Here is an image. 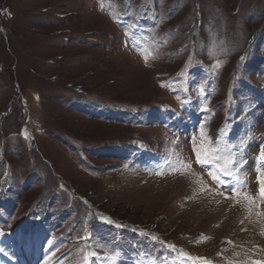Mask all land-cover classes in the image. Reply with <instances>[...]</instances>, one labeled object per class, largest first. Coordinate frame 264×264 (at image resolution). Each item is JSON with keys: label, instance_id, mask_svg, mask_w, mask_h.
Masks as SVG:
<instances>
[{"label": "rangeland", "instance_id": "1", "mask_svg": "<svg viewBox=\"0 0 264 264\" xmlns=\"http://www.w3.org/2000/svg\"><path fill=\"white\" fill-rule=\"evenodd\" d=\"M261 146L264 0H0V264H264Z\"/></svg>", "mask_w": 264, "mask_h": 264}, {"label": "snow or ice", "instance_id": "2", "mask_svg": "<svg viewBox=\"0 0 264 264\" xmlns=\"http://www.w3.org/2000/svg\"><path fill=\"white\" fill-rule=\"evenodd\" d=\"M218 149L211 148L210 151H206L204 155H201L200 152H197V162L201 164L208 163L209 159L215 158L214 154L217 152ZM260 157L261 159H264V146H261V152H260ZM182 164V162H181ZM176 170V169H174ZM210 175H213L212 173H209ZM225 174H228L227 171L225 170ZM213 179H218L215 175H213ZM258 184H259V196L261 199H264V179L258 178ZM95 255V254H93ZM87 259V258H86ZM109 259H113L112 257H109Z\"/></svg>", "mask_w": 264, "mask_h": 264}]
</instances>
